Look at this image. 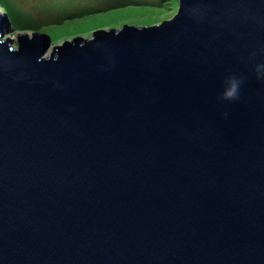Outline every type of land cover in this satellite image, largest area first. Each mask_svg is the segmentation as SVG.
I'll list each match as a JSON object with an SVG mask.
<instances>
[{"label":"water","instance_id":"95a60500","mask_svg":"<svg viewBox=\"0 0 264 264\" xmlns=\"http://www.w3.org/2000/svg\"><path fill=\"white\" fill-rule=\"evenodd\" d=\"M178 2L54 45L0 10V264H264V0Z\"/></svg>","mask_w":264,"mask_h":264},{"label":"rangeland","instance_id":"374dc122","mask_svg":"<svg viewBox=\"0 0 264 264\" xmlns=\"http://www.w3.org/2000/svg\"><path fill=\"white\" fill-rule=\"evenodd\" d=\"M178 7V0H0L10 22L4 39L14 46L22 32L45 33L54 45L90 38L97 30L151 27L170 19Z\"/></svg>","mask_w":264,"mask_h":264},{"label":"clouds","instance_id":"9594fccd","mask_svg":"<svg viewBox=\"0 0 264 264\" xmlns=\"http://www.w3.org/2000/svg\"><path fill=\"white\" fill-rule=\"evenodd\" d=\"M1 11H3L2 9H0ZM4 12V11H3Z\"/></svg>","mask_w":264,"mask_h":264}]
</instances>
